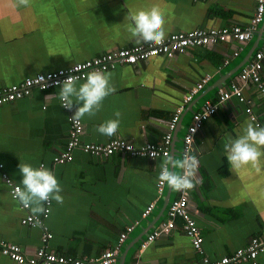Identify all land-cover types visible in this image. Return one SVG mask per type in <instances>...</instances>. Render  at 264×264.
Listing matches in <instances>:
<instances>
[{"label": "crops", "instance_id": "1", "mask_svg": "<svg viewBox=\"0 0 264 264\" xmlns=\"http://www.w3.org/2000/svg\"><path fill=\"white\" fill-rule=\"evenodd\" d=\"M255 4L256 0H30L24 7L17 0H0V88L105 51L142 43L129 31V13L137 10L158 8L167 36L178 31L247 25ZM263 22L233 57L231 53L239 45L221 42L210 47L193 46L171 58L151 56L135 65L104 71L110 74L116 91L104 99L94 116L80 119V139L105 143L120 136L135 145L155 142L181 106L171 143L173 156L181 159L183 135L193 113L203 101H216L218 88L228 86L237 76L236 67L262 42ZM206 75L207 82L183 103L184 96ZM83 82L84 78L77 80V85ZM58 93L59 87L35 89L29 96L0 105L2 240L19 245L28 255L43 244L41 227L21 223V218L34 213L11 197L2 176L4 173L20 185V163L33 167L43 164L62 188V203L52 199L44 219L52 234L44 242L45 248L57 254L99 256L113 248L120 233L130 226L133 229L120 243L114 264L201 263L203 256L217 259L231 254L252 236L264 238V165L259 170L251 166L233 169L224 149L230 138L243 134L247 123L264 127V99L256 86L246 85L243 102L232 97L220 104L195 135L190 154L199 162L196 186L187 191L191 214L203 237L201 252L193 248L181 219H176L172 231L157 236L145 249L141 247L147 235L167 220V208L179 196V191L166 183L160 193L157 191L165 157L153 159L122 152L103 157L76 149L70 162L53 160L65 149L68 115L75 110V105L71 111L65 110L55 95ZM248 106L255 120L246 113ZM116 112L121 114L117 133L111 137L100 134L98 125L115 119ZM149 203L154 206L143 216ZM0 264L17 263L0 253ZM258 264H264V253L259 254Z\"/></svg>", "mask_w": 264, "mask_h": 264}, {"label": "built area", "instance_id": "2", "mask_svg": "<svg viewBox=\"0 0 264 264\" xmlns=\"http://www.w3.org/2000/svg\"><path fill=\"white\" fill-rule=\"evenodd\" d=\"M264 20V0H256L255 8L252 17L247 25L231 24L209 30L194 29L191 31H178L165 36V40L161 45H153L151 43H137L128 47L116 48L115 50L102 52L90 59L76 62L68 67L59 68L53 71L39 72L35 75L28 76L19 82L0 88V105L10 103L29 96L33 90H48L59 87V81L66 79L69 75L77 77V80L85 78L86 74L92 70L107 71L117 66L135 65L139 61L148 59L151 56L163 55L171 58L175 53H184L193 46H207L225 42L236 43L238 49L232 51L231 56H236L244 42L248 41L256 26ZM262 42L260 46L253 51V55L249 57L244 64L239 67L237 76L226 87H219L217 91L216 101L205 100L201 104L199 110L193 113L191 122L188 124L183 135L182 157L184 154H190L195 141L196 133L202 128L207 121L218 109V106L225 100L236 97L243 102L244 88L248 83L253 84L259 90L264 99V29L262 32ZM225 63L229 59L224 60ZM43 76L41 81L39 77ZM208 76H204L198 81L188 94L183 98V103L189 102L198 90L206 83ZM46 85V87H45ZM64 108V107H63ZM65 109V108H64ZM68 110V109H65ZM182 107L176 109L171 118L166 123L167 130L158 141L144 142L140 145H135L125 138L116 136L105 143H89L82 142L80 139L83 131L81 120L73 119L72 115H68L69 131L68 140L64 151L54 156L56 163L70 162L73 159V151L79 149L81 152L93 156L109 157L116 152L127 153L133 156H143L152 158L151 153L154 151L156 157H166L170 154L173 133L179 122L180 112ZM246 113L250 115L252 120L256 117L251 112V107L246 108ZM258 125V123H257ZM195 129V131H193ZM43 165V164H42ZM1 167V165H0ZM7 186L9 187L10 195L14 198V189L19 184L14 183L6 174H2ZM163 184L158 180L157 191L160 193L163 189ZM52 199L44 203L45 211L41 215L27 214L21 218L22 224L31 226H39L43 230V244L36 249L34 254H25L21 247L17 244L6 242L0 238V253L9 257L17 264H114L118 253L120 243L127 237L128 233L133 229V226L126 228L121 232L117 243L113 248L106 249L99 256L92 258H77L57 254L46 250L44 242L51 238L52 234L47 230L44 224V219L50 212ZM154 203H149L142 215H147L153 208ZM24 209H27L23 206ZM176 219H181L183 228L192 242V246L196 251L201 250L203 237L200 234L198 225L193 218L188 201V191H179V196L172 200L167 208V220L160 227L147 235L143 243L142 249L146 248L154 239L161 235L172 231L176 226ZM264 253V238L252 236L248 243L240 248H237L231 254L221 256L217 259H210L203 256L201 263L191 264H239L240 262H251L258 264L259 254ZM131 264H139L138 261Z\"/></svg>", "mask_w": 264, "mask_h": 264}, {"label": "clouds", "instance_id": "3", "mask_svg": "<svg viewBox=\"0 0 264 264\" xmlns=\"http://www.w3.org/2000/svg\"><path fill=\"white\" fill-rule=\"evenodd\" d=\"M30 0H17L19 6H29ZM131 21L129 31L137 38V42L161 45L166 36L164 29L165 19L158 8L141 9L129 13ZM41 81L44 77H39ZM77 77L69 75L59 81L58 98L65 109L75 110L73 119L79 120L84 116H94L102 107L104 99L116 91L110 83V74L100 70H92L86 74L84 82L77 85ZM46 87V85H45ZM115 119H109L97 127V131L107 137L117 133L120 123V113L116 112ZM195 131V129L193 130ZM226 158L233 169L251 166L259 170L264 165V127L247 123L243 134L229 140L224 145ZM154 159V151L151 153ZM198 159L191 154H184L181 159L173 155L165 157L161 164L158 180L166 183L171 189L184 191L193 189L196 185ZM22 179L20 185L14 189V198L18 199L24 207L30 208L32 213L38 214L45 211V202L54 199L62 203V188L54 173L43 165L33 167L30 164H19ZM177 169L179 171H177Z\"/></svg>", "mask_w": 264, "mask_h": 264}, {"label": "water", "instance_id": "4", "mask_svg": "<svg viewBox=\"0 0 264 264\" xmlns=\"http://www.w3.org/2000/svg\"><path fill=\"white\" fill-rule=\"evenodd\" d=\"M263 29H264V22L262 23V30H261L260 35H262ZM260 35H259V36H260ZM255 47H256V46H255ZM255 47L252 49V51L255 49ZM250 55H251V53L248 54V56H246L245 59H243V60L240 62V64H239L236 68L238 69L242 64H244V62L250 57ZM179 125H180V124H179ZM174 132H175V131H174ZM175 135H176V134H175ZM173 137H174V133H173ZM172 140H174V138H173ZM170 155H173V147H171V149H170Z\"/></svg>", "mask_w": 264, "mask_h": 264}]
</instances>
